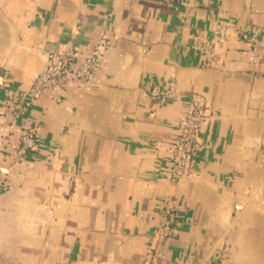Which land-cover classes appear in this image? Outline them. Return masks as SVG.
I'll return each instance as SVG.
<instances>
[{"label": "crops", "instance_id": "obj_1", "mask_svg": "<svg viewBox=\"0 0 264 264\" xmlns=\"http://www.w3.org/2000/svg\"><path fill=\"white\" fill-rule=\"evenodd\" d=\"M110 43L97 85L44 91L15 130L36 146L11 164L4 86L27 90L53 45ZM264 0H0V264H264ZM218 40L222 62L206 46ZM174 76L158 103L153 83ZM210 113L190 178L169 147L193 95ZM179 223L158 240L160 210Z\"/></svg>", "mask_w": 264, "mask_h": 264}, {"label": "built area", "instance_id": "obj_2", "mask_svg": "<svg viewBox=\"0 0 264 264\" xmlns=\"http://www.w3.org/2000/svg\"><path fill=\"white\" fill-rule=\"evenodd\" d=\"M243 37L248 43L251 60L255 63L264 60V36L252 33L243 34ZM109 43V39L102 31H99L94 41L85 44L76 45L72 41L57 43L46 52L44 67L33 76L27 90L22 92L4 86L2 135L6 139L13 135L16 139L11 164H22L36 146L35 130L32 127L15 130L14 124L29 111L32 103L44 91L51 92L53 99L59 101L69 85L80 89L97 85L104 75L102 58ZM206 49L209 64L211 66L221 64L218 40H212ZM149 95L159 104L177 96L176 78L169 76L164 85L153 83ZM209 116L205 96L193 95L169 147L168 157L172 164L170 183L177 184L184 178L192 176L191 170L200 149V133ZM178 223L176 200H168L160 210L156 229L158 240L171 237Z\"/></svg>", "mask_w": 264, "mask_h": 264}]
</instances>
